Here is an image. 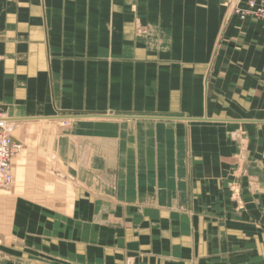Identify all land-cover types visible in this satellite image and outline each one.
Here are the masks:
<instances>
[{
    "label": "crops",
    "instance_id": "0c3cea01",
    "mask_svg": "<svg viewBox=\"0 0 264 264\" xmlns=\"http://www.w3.org/2000/svg\"><path fill=\"white\" fill-rule=\"evenodd\" d=\"M0 111L37 139L0 196V264H264V21L0 0Z\"/></svg>",
    "mask_w": 264,
    "mask_h": 264
},
{
    "label": "built area",
    "instance_id": "2783aa9c",
    "mask_svg": "<svg viewBox=\"0 0 264 264\" xmlns=\"http://www.w3.org/2000/svg\"><path fill=\"white\" fill-rule=\"evenodd\" d=\"M231 15L240 20L247 18L264 21V0H218ZM5 116L0 114V188L5 189L12 180L11 160L17 155L19 145L8 135Z\"/></svg>",
    "mask_w": 264,
    "mask_h": 264
},
{
    "label": "rangeland",
    "instance_id": "374dc122",
    "mask_svg": "<svg viewBox=\"0 0 264 264\" xmlns=\"http://www.w3.org/2000/svg\"><path fill=\"white\" fill-rule=\"evenodd\" d=\"M0 114L4 115L5 118L7 116L6 113L3 112V111L2 112L0 111ZM71 121H72L71 119H63L62 120V124L63 125L60 126V128H66L67 126H69V124L71 123ZM16 125L17 124H15V125L12 124L11 126H7L8 133H9L8 135L10 136V139L15 144H18L19 145V148H20L19 151H18V153H17V155L13 158V160H11V166H10V168H11V175H12V162L14 161V159L16 160V158L19 155L21 156L23 152L25 153V151H24L25 149L30 148L33 145H36V142H37V139L36 138L29 137V135L30 134H33V133L27 134V131L23 129L24 128V126H23L24 124L19 125L18 128L16 127ZM32 129H35V128H32ZM38 129L43 130L44 129V126H43V128L36 127L35 130L37 131ZM48 130L49 131H52V132H55V128H53V127L50 128V129L47 128V131ZM35 155H36V153L31 154L32 157H34ZM48 162L52 165V163H54V160L48 159ZM54 175H55V178H54L53 181H56V185H57L58 182L60 183L61 181H64L62 178L60 179L59 173L57 171L54 172ZM13 185H14V177L12 175V180H11L10 184L5 189L0 188V196L2 197V196H6V195L10 194L11 190H13L12 189ZM63 185L65 186V183H63ZM8 216H9V214H8ZM6 221H7V218L5 217L4 220H3V224L0 225V241L2 243H4V244H5V242H7V239H8V236H6V231H5V229H6V223H7ZM36 253H38V252H36ZM19 254H20V256L24 255L26 259H27V257H30L28 260H30L31 258H33V253L31 251L30 252L21 251ZM10 255H11L10 252H7L5 250L3 251V258H4L3 262H4V264H6V260L8 259V256H10ZM22 262L25 263V261L23 260V261H20L19 264H22Z\"/></svg>",
    "mask_w": 264,
    "mask_h": 264
},
{
    "label": "bare ground",
    "instance_id": "6f19581e",
    "mask_svg": "<svg viewBox=\"0 0 264 264\" xmlns=\"http://www.w3.org/2000/svg\"><path fill=\"white\" fill-rule=\"evenodd\" d=\"M98 116H99V115H98ZM73 117H77V116H71V117H70V116H62V117H60L61 121H58V125H59V126H62V125H63V124H62V118H63V119H64V118H65V119H70V118H73ZM58 118H59V117H58ZM6 120H8V119H6ZM6 120H5V123H6V125L8 126L9 123H7Z\"/></svg>",
    "mask_w": 264,
    "mask_h": 264
}]
</instances>
